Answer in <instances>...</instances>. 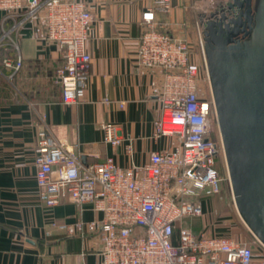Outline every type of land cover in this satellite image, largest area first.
Listing matches in <instances>:
<instances>
[{
	"label": "built area",
	"instance_id": "1",
	"mask_svg": "<svg viewBox=\"0 0 264 264\" xmlns=\"http://www.w3.org/2000/svg\"><path fill=\"white\" fill-rule=\"evenodd\" d=\"M171 8V0H153L141 13L136 60L140 67L160 74V82L152 88L160 105L153 137L172 138L174 146L152 152L146 162L127 168L119 167L112 157L86 165L75 146L42 134L33 158L36 198L46 209L65 201L89 204L101 215L100 220L67 227L68 235L97 242L101 264H252L254 255L247 243L195 233L184 224L186 219L203 215L204 200L220 194L215 162L223 151L221 141L210 137L212 122L217 127L211 90L209 99L198 96L200 82L206 81L210 89L207 72L202 78L186 38L156 28L155 13L167 15ZM0 11L3 22H12L2 30L0 47L24 22L38 23L41 40L61 52L62 63L53 81L60 86L62 102L75 103L90 75L86 45L92 15L86 4L75 0H0ZM8 45L17 48L14 40ZM198 50L206 71L201 37ZM21 65L18 54L3 58L0 76L2 69L15 73ZM101 130L106 143L120 145L112 125L102 124ZM131 151L126 145V153Z\"/></svg>",
	"mask_w": 264,
	"mask_h": 264
},
{
	"label": "crops",
	"instance_id": "2",
	"mask_svg": "<svg viewBox=\"0 0 264 264\" xmlns=\"http://www.w3.org/2000/svg\"><path fill=\"white\" fill-rule=\"evenodd\" d=\"M75 1L86 4L92 15L86 45L90 75L75 103L62 102L60 86L53 81L62 63L61 52L41 40L38 23L24 22L2 43L3 48H10L9 54L4 51L8 57L18 54L22 65L15 73L2 69L0 76V264H101L93 238L67 234L68 226L100 220L101 215L89 204L65 201L46 209L36 198L33 158L42 134L75 146L83 164L112 157L121 168L140 165L150 153L175 144L172 138L153 137L160 105L152 88L160 82V74L140 67L136 60L141 13L153 0ZM228 1L171 0L169 14L155 13L156 28L186 38L194 50L198 38L203 40L200 19L204 14L198 10L205 12L212 2L222 7ZM263 8L264 0H252L254 16ZM3 17L0 11V36L12 24L3 22ZM11 40L16 49L8 45ZM102 124L115 128L119 146L103 140ZM126 145L131 146L129 154ZM184 224L195 233L243 241L252 249V264L264 262V245L240 218L232 196L218 194L204 200L203 215Z\"/></svg>",
	"mask_w": 264,
	"mask_h": 264
},
{
	"label": "water",
	"instance_id": "3",
	"mask_svg": "<svg viewBox=\"0 0 264 264\" xmlns=\"http://www.w3.org/2000/svg\"><path fill=\"white\" fill-rule=\"evenodd\" d=\"M201 23L232 198L264 245V8L254 16L252 0H229Z\"/></svg>",
	"mask_w": 264,
	"mask_h": 264
},
{
	"label": "rangeland",
	"instance_id": "4",
	"mask_svg": "<svg viewBox=\"0 0 264 264\" xmlns=\"http://www.w3.org/2000/svg\"><path fill=\"white\" fill-rule=\"evenodd\" d=\"M193 5L194 6L196 5L195 2H193ZM223 6H225V4ZM195 7H197V6H195ZM211 7H213L212 9L219 8V6L214 5V2H212V6ZM211 7H210V9H211ZM205 9L208 10V11L210 10L209 8L208 9L205 8ZM212 9L210 11H212ZM193 10H195V12L197 11L195 8H193ZM206 10H204V11L206 12ZM198 12H200L199 14H201V13L204 14L202 19H200V20H203V21L206 20L207 14L205 12H201L199 10H198ZM191 50H192L193 58H196L198 61L201 62V64H200L201 65L200 66V75L203 78V77H205L206 71H205L204 63H203V61L201 59V55L199 53V50H198L197 46H196V48L194 50L192 48H191ZM198 96L201 97V98H204V99H209L210 89H209V86L206 83V81L200 82L199 89H198ZM210 137L215 142L219 143V140H220L219 133H218L216 125L213 122L211 124ZM215 166H216L217 173H218V175H219V177L221 179L220 195L221 196H230L231 197L232 194H231V188H230V183H229V179H228L226 164H225L224 156H223L221 151H219L218 154H217Z\"/></svg>",
	"mask_w": 264,
	"mask_h": 264
},
{
	"label": "trees",
	"instance_id": "5",
	"mask_svg": "<svg viewBox=\"0 0 264 264\" xmlns=\"http://www.w3.org/2000/svg\"><path fill=\"white\" fill-rule=\"evenodd\" d=\"M9 50L10 48H0V61L3 59V57H8V54L10 53ZM4 51H7L8 54Z\"/></svg>",
	"mask_w": 264,
	"mask_h": 264
}]
</instances>
